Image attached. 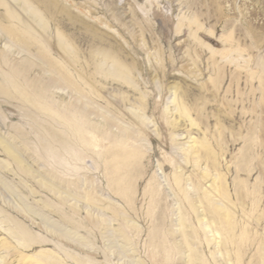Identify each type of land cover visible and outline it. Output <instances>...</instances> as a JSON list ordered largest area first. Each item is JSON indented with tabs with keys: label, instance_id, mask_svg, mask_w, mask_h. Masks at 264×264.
<instances>
[{
	"label": "rangeland",
	"instance_id": "rangeland-1",
	"mask_svg": "<svg viewBox=\"0 0 264 264\" xmlns=\"http://www.w3.org/2000/svg\"><path fill=\"white\" fill-rule=\"evenodd\" d=\"M0 264H264V0H0Z\"/></svg>",
	"mask_w": 264,
	"mask_h": 264
},
{
	"label": "bare ground",
	"instance_id": "bare-ground-1",
	"mask_svg": "<svg viewBox=\"0 0 264 264\" xmlns=\"http://www.w3.org/2000/svg\"><path fill=\"white\" fill-rule=\"evenodd\" d=\"M19 4V3H18ZM24 5V4H23ZM5 7V14L3 15V20H6L7 21V24H9V21H11V19H13L14 18V16H13V14H12V12H11V10H9L6 6H4ZM8 9V10H7ZM5 21V22H6ZM4 22V21H3ZM5 32H6V34H8V35H13L12 34V30L10 29V28H6L5 29ZM24 35V34H23ZM8 37V36H7ZM24 40V39H23Z\"/></svg>",
	"mask_w": 264,
	"mask_h": 264
}]
</instances>
